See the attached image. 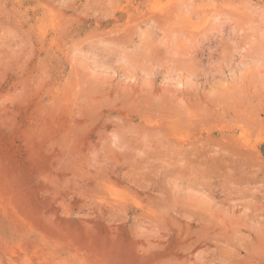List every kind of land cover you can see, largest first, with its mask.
<instances>
[{
  "label": "rangeland",
  "instance_id": "obj_1",
  "mask_svg": "<svg viewBox=\"0 0 264 264\" xmlns=\"http://www.w3.org/2000/svg\"><path fill=\"white\" fill-rule=\"evenodd\" d=\"M0 264H264V0H0Z\"/></svg>",
  "mask_w": 264,
  "mask_h": 264
},
{
  "label": "bare ground",
  "instance_id": "obj_2",
  "mask_svg": "<svg viewBox=\"0 0 264 264\" xmlns=\"http://www.w3.org/2000/svg\"><path fill=\"white\" fill-rule=\"evenodd\" d=\"M147 21V20H146ZM127 22H131V21H127ZM161 102V101H160ZM94 105V104H93ZM158 105V104H157ZM104 107V106H103ZM160 109V108H159ZM141 115V114H140ZM145 116V115H144ZM148 117V116H147ZM141 119V118H140ZM148 119V118H147ZM147 121V120H146ZM145 121V122H146ZM150 121H151V119H150ZM152 122V121H151ZM160 123H161V121H160ZM157 124V123H156ZM158 125V127H159V123L157 124ZM156 127V126H155ZM162 128H164V127H162ZM151 129V128H150ZM164 130H165V128H164ZM242 132H243V130H242ZM245 132V131H244ZM150 133V132H149ZM153 133V132H152ZM159 133L160 132H158V135H159ZM161 134V133H160ZM178 134H179V132H178ZM177 134V135H178ZM153 135H155V133L153 134ZM235 135V134H234ZM156 136H157V133H156ZM172 136H176L175 134L174 135H172ZM155 139V138H154ZM170 139V138H169ZM241 140V139H240ZM152 141V140H151ZM151 141H150V143H151ZM155 141V140H154ZM182 141H183V139H182ZM235 141V140H234ZM159 142V141H158ZM233 142V141H232ZM240 142V141H239ZM150 143H149V145H150ZM186 144V143H185ZM238 144V143H237ZM243 144V143H242ZM119 145V144H118ZM153 146L155 145L156 146V144H152ZM152 145H150V146H152ZM187 145V144H186ZM234 145V144H233ZM236 145V144H235ZM149 147V146H148ZM139 149V148H138ZM244 149H246V148H244ZM239 150H241V148L239 149ZM188 152V151H187ZM248 151H247V149H246V153H247ZM253 152H254V150H253ZM244 154V153H243ZM241 156H242V154H240ZM246 155H249V154H246ZM252 156H253V153L251 154ZM250 156V155H249ZM260 156V155H259ZM258 156V157H259ZM252 158V157H251ZM260 158V157H259Z\"/></svg>",
  "mask_w": 264,
  "mask_h": 264
}]
</instances>
